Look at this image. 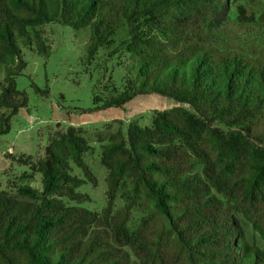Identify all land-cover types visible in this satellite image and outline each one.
I'll list each match as a JSON object with an SVG mask.
<instances>
[{
    "label": "trees",
    "instance_id": "obj_1",
    "mask_svg": "<svg viewBox=\"0 0 264 264\" xmlns=\"http://www.w3.org/2000/svg\"><path fill=\"white\" fill-rule=\"evenodd\" d=\"M49 23L87 29V57L123 67L96 108L174 105L97 133L100 210L75 189L96 184L82 127L36 157L8 152L26 170L0 188V264H264V0H0V136L27 106L22 48L47 54Z\"/></svg>",
    "mask_w": 264,
    "mask_h": 264
},
{
    "label": "rangeland",
    "instance_id": "obj_2",
    "mask_svg": "<svg viewBox=\"0 0 264 264\" xmlns=\"http://www.w3.org/2000/svg\"><path fill=\"white\" fill-rule=\"evenodd\" d=\"M43 28L49 45L47 54L36 45L33 49L22 48L26 67L16 76V86L26 93L28 102L11 118L9 131L0 136V188H6L11 173L26 170V166L11 161L8 152L36 157L42 153L50 134L70 125L79 126L90 145L84 159L96 177V184L86 182L75 189L90 197L81 206L100 210L105 204L106 169L100 163L101 143L97 133L124 129L133 120L148 125L154 109H166L174 101L152 93L138 95L122 107L96 108L92 101L94 87L106 82L108 77L120 85L123 67L117 64L116 57L105 58L102 50L93 59L87 57L88 30L85 28L76 30L51 23ZM2 78L0 73V81ZM72 173L82 177L76 166ZM139 216L135 211L133 222Z\"/></svg>",
    "mask_w": 264,
    "mask_h": 264
}]
</instances>
